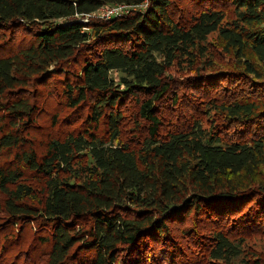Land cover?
<instances>
[{"label": "trees", "instance_id": "obj_1", "mask_svg": "<svg viewBox=\"0 0 264 264\" xmlns=\"http://www.w3.org/2000/svg\"><path fill=\"white\" fill-rule=\"evenodd\" d=\"M7 27L29 38L0 51V264L26 233L45 264H264V0H0Z\"/></svg>", "mask_w": 264, "mask_h": 264}, {"label": "rangeland", "instance_id": "obj_2", "mask_svg": "<svg viewBox=\"0 0 264 264\" xmlns=\"http://www.w3.org/2000/svg\"><path fill=\"white\" fill-rule=\"evenodd\" d=\"M185 4V3H184ZM183 7V6H181ZM12 28L10 27H7V28H3V29H0V51L3 52L4 54H8L10 53V49L7 47V45L3 44V43H7L10 47H12L13 49L15 48L14 46L17 44V43H22L23 41L25 40H28L29 38V34L25 33L24 31H22V29L20 28ZM215 38V34L212 35L209 39H214ZM213 48V47H211ZM217 48V47H216ZM214 49L213 48V51H218L217 49ZM12 49V50H13ZM217 59L215 61V65L213 66V69H215L216 67L217 68H224V67H227V64L230 60V58L225 57V56H216ZM208 71H211L210 68H205V72H208ZM176 76L177 79L181 78V77H184V73L183 72H177V71H173ZM113 76L114 78L117 79V76H119L118 73L116 72H113ZM183 91V90H181ZM181 94H184V92H180ZM43 104H45V106L47 107L48 110H52L54 107H55V101L52 99V98H47V99H44L43 101ZM181 105V104H180ZM180 112L181 114H184V115H188V113H190L191 111H186L185 108L181 109L180 106H176L174 107V111H172L170 113L171 117H173V121L175 122V119H176V114L175 113H178ZM185 112V113H184ZM64 113V110L61 114ZM53 114L52 113H44L43 116L40 117V120L38 122L39 126H40V131H36L37 133V140L39 139H42L43 137L41 136V131L43 132H49V131H52V116ZM209 122H215L216 121V117L213 118V114H210L209 115ZM207 120L206 118L204 117V123H203V126H207ZM130 126H127L126 125V129L128 130ZM35 131V130H34ZM135 134L134 131H131L129 133L126 134V138H131V136H133ZM2 217V216H1ZM209 220L208 219H201V221L198 222V227H201L202 228V232L203 233H206L208 231V228H209V225H212V224H209L208 222ZM192 225V220L191 219H187L186 222L184 224H182L179 228H178V231H177V234L178 236H180L181 238H183V236H181V232H180V229L184 228V227H190ZM197 230V229H196ZM202 236H205V235H202ZM32 234L30 233H26V236H25V241H23L22 239H20L19 241V245H15L13 243L9 244L6 248L9 249L11 252L9 254L10 257H13V255L17 254L16 256V259L15 261L17 263H23L24 261L27 262V264H30V260H31V257L34 256L36 254V262L37 264H45V257L44 256H41L40 255V250H42V246H36L35 243H33V240H32ZM184 240V239H183ZM188 243V242H187ZM187 243L185 244V248L188 247ZM244 248H252L256 251H262L264 250V236L261 237L260 235L258 234H252L249 239H247L245 241V244H244ZM37 249V250H36ZM187 252H188V248H187ZM197 256H199V252H198V248H194V250L192 251V255L189 256V255H186V257H189V258H192V260L194 261L193 264H201L203 263L199 258H196ZM196 258V259H195ZM172 264H183L182 262H178V263H172ZM211 264V263H210ZM216 264V263H214Z\"/></svg>", "mask_w": 264, "mask_h": 264}, {"label": "built area", "instance_id": "obj_3", "mask_svg": "<svg viewBox=\"0 0 264 264\" xmlns=\"http://www.w3.org/2000/svg\"><path fill=\"white\" fill-rule=\"evenodd\" d=\"M146 3H143L142 5H124V4H117L113 6H102L99 8L98 11L88 13L85 15V18H83V22L87 20V18H112L113 16H120L125 15L128 13L129 10L134 9H141L142 7H145Z\"/></svg>", "mask_w": 264, "mask_h": 264}]
</instances>
